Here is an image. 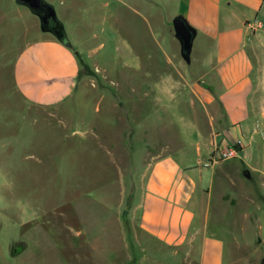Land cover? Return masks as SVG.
Returning <instances> with one entry per match:
<instances>
[{"label": "crops", "instance_id": "crops-1", "mask_svg": "<svg viewBox=\"0 0 264 264\" xmlns=\"http://www.w3.org/2000/svg\"><path fill=\"white\" fill-rule=\"evenodd\" d=\"M45 1L53 5L70 45L40 28L34 39L23 44L14 58L12 75L25 100L55 106L75 95L83 59L76 50L80 45L77 36L70 38L64 21H73L71 33L77 35L82 27L91 31L97 18L112 32L117 30L114 21L119 23L120 68L129 84L140 85L135 94L142 100L148 95L146 85L153 83L149 77L154 65L158 75L167 74L160 72L158 64L163 21L171 38V33L175 36L172 20L180 17L193 37L187 58L180 57L179 44L175 71L186 85L190 98L186 97L185 105L197 123L190 139L180 135L172 120L161 119L155 124L156 135L153 139L146 137L150 144L144 146L155 150L142 152L146 160L137 194L127 208H97L103 213L102 219L97 214V219L91 220L90 213L81 231L72 226L64 207L54 213L57 228L52 232L39 227L31 234L26 226L20 237L15 225L7 226L9 219L0 220V264H70L64 242L70 247L82 233L88 249L81 253L86 264H264L260 247L264 240L245 233L251 220L259 219L256 213L264 212V200L256 193L264 197V0ZM129 15L146 26L132 35L138 37L148 31L151 44L134 47L125 36ZM145 68L147 71H142ZM142 111L133 106L122 114L129 125L123 133L135 132L136 124L131 119L142 116ZM199 116L202 127L198 125ZM256 123L259 131H253ZM140 127L139 134L143 135L147 126ZM160 129L173 132L161 140ZM131 144L121 141L120 147ZM234 146L240 147L236 158L213 160L219 149ZM246 169L249 177L243 173ZM215 178L218 203L225 204L232 196L234 202H247L241 226L233 214L241 210L234 204L211 207L209 196ZM15 211L16 207L14 215L8 211L11 218ZM24 212L28 213L23 216L26 225L32 216L28 209ZM118 212L120 220L113 218Z\"/></svg>", "mask_w": 264, "mask_h": 264}, {"label": "rangeland", "instance_id": "rangeland-1", "mask_svg": "<svg viewBox=\"0 0 264 264\" xmlns=\"http://www.w3.org/2000/svg\"><path fill=\"white\" fill-rule=\"evenodd\" d=\"M64 22L70 38L74 40L73 36H77L80 43L76 46L78 55L83 59L80 84L75 95L63 104H32L16 89L12 68L23 44L40 33L39 20L15 0H0V220L9 219L11 223L7 226L15 225L16 235L19 236L24 234L26 226L31 234L37 233L39 227L44 231L46 228L51 232L55 230L57 219L54 213L59 207H64L67 216H71L72 226L80 231L90 213L91 220L97 219V214L102 219L103 213L100 210L97 212V208H127L140 186V174L146 160L142 152L155 150L144 148L145 144H150L145 138L153 139L156 135L154 125L161 119L172 120L180 135L190 139L197 123L196 117L185 105L189 97L186 85L175 71V65L179 64L175 54L182 42L176 34L171 33V38L168 37L165 20V25L161 26L158 64L160 72L167 74L158 75L154 65L149 77L153 83L146 85L148 95L142 97L143 101L137 100L138 95L135 94L140 85L129 84L120 68L119 23L114 21L117 30L112 32L97 18L91 31L82 27L77 35H73L70 26L73 21L65 19ZM141 23L129 15L124 25L125 36L134 47L140 43L151 44L148 31L138 37L132 35L136 29H146ZM181 70L184 71L183 68ZM133 106H139L143 111L142 116L131 119L137 128L134 125L135 132L128 135L123 133L129 125L122 114ZM198 118V125L202 127L200 116ZM143 125L147 127L142 135L139 129ZM159 132V138L165 140L173 131L164 133L160 129ZM121 141L123 145L130 141L132 146L120 147ZM171 142L174 143L175 139L172 138ZM214 182L215 187L209 196L211 207L234 204L241 210L233 213L236 224L241 226L244 224L242 209L247 202L243 199L234 202L232 196L225 204L218 203L216 178ZM256 193L263 201L261 192ZM13 207L16 211L11 218L8 211L14 215ZM23 207L32 216V221L26 222V225L23 216L28 213ZM256 214L259 219L251 220L245 233L264 240V212ZM113 215L117 220L122 219L120 212ZM45 221L47 223L42 225ZM245 225L248 223L245 222ZM239 230L236 228L237 233ZM84 235L80 234L76 243L69 244L70 247L64 242L65 255L70 258V264H86L81 254L88 251L83 243ZM48 238L52 240V237ZM71 240L70 236L69 243ZM53 244L55 246V241ZM260 247L264 251V246Z\"/></svg>", "mask_w": 264, "mask_h": 264}, {"label": "water", "instance_id": "water-1", "mask_svg": "<svg viewBox=\"0 0 264 264\" xmlns=\"http://www.w3.org/2000/svg\"><path fill=\"white\" fill-rule=\"evenodd\" d=\"M19 5L25 6L28 10L37 16L39 28L41 31L52 33L60 42L69 46L70 42L66 36L63 24L56 16L53 5L45 0H15ZM174 32L181 39V54L187 58L190 53L193 31L187 26L185 21L180 17L172 20ZM244 175L249 177L248 170H244Z\"/></svg>", "mask_w": 264, "mask_h": 264}, {"label": "built area", "instance_id": "built-area-1", "mask_svg": "<svg viewBox=\"0 0 264 264\" xmlns=\"http://www.w3.org/2000/svg\"><path fill=\"white\" fill-rule=\"evenodd\" d=\"M258 26H263V24H258ZM253 131H259L258 123L255 124ZM239 148L237 146H234V147H228L225 149H219L217 153L215 154V157L213 160L220 161V160H229V159L236 158L239 154Z\"/></svg>", "mask_w": 264, "mask_h": 264}]
</instances>
